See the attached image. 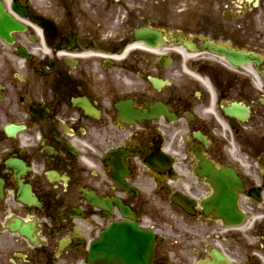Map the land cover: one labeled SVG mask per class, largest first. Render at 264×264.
Segmentation results:
<instances>
[{"label":"flooded vegetation","instance_id":"af4514ba","mask_svg":"<svg viewBox=\"0 0 264 264\" xmlns=\"http://www.w3.org/2000/svg\"><path fill=\"white\" fill-rule=\"evenodd\" d=\"M159 9L0 0V264H264V0Z\"/></svg>","mask_w":264,"mask_h":264},{"label":"water","instance_id":"95a60500","mask_svg":"<svg viewBox=\"0 0 264 264\" xmlns=\"http://www.w3.org/2000/svg\"><path fill=\"white\" fill-rule=\"evenodd\" d=\"M141 33V32H138ZM145 33V32H144ZM154 36H156L157 38L160 37V35L158 34H154ZM232 58V57H231ZM235 58H232L231 60H234ZM176 204H178L181 207H184V205L182 203H178L176 201ZM109 233H104L103 239H102V244L104 245L105 242L107 241V239L109 238ZM140 249V250H139ZM150 248L147 247L146 248V243H142L141 247L138 248L137 251H133L129 248V246L126 245L125 242H122L120 244V248L119 251L116 252L115 249H112L113 254L116 252L117 255H119L121 257V259L125 262L129 261L130 256H135V260L137 261L136 264H149V255H150Z\"/></svg>","mask_w":264,"mask_h":264},{"label":"rangeland","instance_id":"374dc122","mask_svg":"<svg viewBox=\"0 0 264 264\" xmlns=\"http://www.w3.org/2000/svg\"><path fill=\"white\" fill-rule=\"evenodd\" d=\"M140 4L144 6L158 5L160 9V15H167L169 12L177 14V8H181L184 5V0H155V3H152L151 0H138ZM130 3V2H128ZM166 208V207H165Z\"/></svg>","mask_w":264,"mask_h":264}]
</instances>
